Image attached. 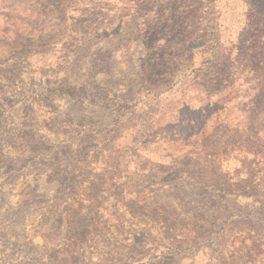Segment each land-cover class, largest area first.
<instances>
[{"label":"trees","instance_id":"trees-1","mask_svg":"<svg viewBox=\"0 0 264 264\" xmlns=\"http://www.w3.org/2000/svg\"><path fill=\"white\" fill-rule=\"evenodd\" d=\"M129 2L0 0V180L19 178V171L34 174L33 187L48 192L63 190L73 171L81 170L82 177L96 170L94 175L123 173L126 157L137 149L121 143L131 136L133 141L124 123L146 108L150 96L176 89L194 72L200 115L192 116V125L175 109L161 126L174 130L172 141L189 158L178 156L157 172L158 188L150 191L158 192L157 199L150 203L121 187L109 194L106 185L113 179L98 183L109 196L89 185L93 195L77 198L89 203L90 215L80 213L69 236L82 233L86 242L97 229L91 231L95 219L105 218L100 231L110 240L107 255L95 262L84 254L85 264H180L195 253L213 258L211 264H222L217 259L225 253L227 264H264L263 241L255 235L264 226L245 229L264 225V199L253 196L261 191L250 182L256 166L264 167V0ZM131 14L138 19L123 30L122 17ZM96 63L108 65L104 82L77 78L81 87L69 88V72ZM233 78L235 104L216 90L224 82L227 89ZM178 103L192 108L190 99ZM204 106L208 113H201ZM234 122L242 124L231 139ZM124 129L130 133L122 135ZM140 131L134 139L142 146L147 130L135 129ZM184 133L188 143L180 139ZM227 155L238 157L245 171L240 180L211 168ZM201 158L210 167L193 165Z\"/></svg>","mask_w":264,"mask_h":264},{"label":"rangeland","instance_id":"rangeland-1","mask_svg":"<svg viewBox=\"0 0 264 264\" xmlns=\"http://www.w3.org/2000/svg\"><path fill=\"white\" fill-rule=\"evenodd\" d=\"M111 1L113 2V6L117 3L120 7L131 4V2L127 4V0H122L121 2L119 0ZM71 5L72 4H66L67 9H69ZM125 12L127 11L124 10L123 13ZM137 19V15L132 14L122 17L123 30L127 31L133 27ZM139 22H141V20ZM122 53L124 55V52ZM20 67L24 68L25 66H21L19 63V69ZM116 67H119V65H116ZM46 68L48 67L46 66ZM107 68L108 65L103 63H96L94 66L87 69L84 65H78L74 71L69 72V88L76 87V89H79L81 87L80 84L75 85L74 83L79 81L77 78H81L85 82L89 79L88 81L90 84H94V82H104ZM16 72L20 73L19 75L22 77L25 74L21 70H16ZM45 73L49 74V72ZM198 77L199 76L193 72L181 79L180 83L176 85V89L167 90V92L160 94L156 99L150 96L146 100V108L140 109V111L135 113L128 122L124 123L126 127L130 125L133 141H131V136L125 140L121 139V143L128 151H132L131 147L134 146H137V149L133 152L136 156L126 157L124 168L121 169L123 173L112 170L110 172L106 171L94 175L95 172L99 171L96 170L92 172V174L82 177L81 170L80 172L73 171L68 179H63L67 184L63 190L57 188L55 190L50 189L51 191L48 192H41L33 187L32 176L34 174L31 175L26 173L27 176H23L21 175L22 172L19 171V178H16L15 175L17 174H12L8 180H0L1 263L85 264L83 263L84 254L88 255L90 259L95 262H99L102 257H105L109 249L110 240L107 236L104 237L100 231L106 221L104 217L95 219L91 226V231L94 230V228L97 229L91 232L86 242L84 241L85 238L82 233L73 237L69 236V227L70 225L75 226L77 224L80 213H85L86 211L84 218L90 215L89 203L82 199L78 201L77 196L79 197L82 192L93 195V192L86 188L89 185H94L97 189H101L103 193L107 191L109 194H113L121 189H127L126 191H132L133 195L137 193L141 197H145L144 199H149L148 203H150V199H154L155 201L157 197L154 195L158 194V192L151 193L150 191L158 188L157 185L159 184L160 177L157 172L165 170L167 166L171 164L170 162L178 156L189 158L183 146L172 141L174 139V130L167 127L161 128V126L165 127V123H169L171 119L170 113L175 109H177V111L174 114L179 115V119L182 120L184 118L183 122L186 121L193 125L192 116L197 117L198 114L200 115V113H195V110L200 107V103L202 102L199 97L196 96L197 94L199 95V93L196 94V88L194 86ZM123 78L126 81L129 79L126 77ZM231 81L232 83L227 89L224 82L220 87L216 86V90H224L225 92H223L226 95V99L224 100L235 104L239 101L235 94V87L238 81H236L235 78ZM13 85L19 88L16 81L13 82ZM197 91L199 90L197 89ZM201 96L203 98L204 94L201 93ZM188 99L191 100L190 108L192 107L193 109L191 108L189 110L188 107L184 105L179 106V101H187ZM203 109L201 113H208L205 106ZM185 115H189L188 118H186ZM199 119H201V117H199ZM241 124L242 123L237 124L236 122L232 124V130H229V138H237L234 129L239 128L238 125ZM257 126L262 127L263 124L258 123ZM139 127H144L147 130V133L145 132L144 134L146 136L142 146L139 145L138 141L141 138L140 136L143 135V132L140 131L139 134L135 133V129ZM129 133L128 130L124 129L122 135H128ZM189 133H184L180 138L184 143H188L186 136ZM137 136L139 139H134V137ZM142 137L144 138V136ZM131 143L133 144L131 145ZM191 162L192 161L188 159L186 160L187 164ZM210 163V161L201 158L193 163V165L204 169L205 167H210ZM213 166L216 168L219 166V170L222 174H226L228 177L235 178L238 176L240 180L243 177L241 175H245V171L243 172L238 162V157H235V155H232V157L229 155L224 156L220 158L216 165H212L211 168H214ZM256 167L254 181L257 185L252 181L250 182L254 188L258 186L262 192L264 190V167L260 164ZM102 179L105 181L113 179L110 184L106 185V188H109L111 193L108 191L109 189L104 191V186L98 184ZM76 184L77 186H75ZM139 185L144 186V188L138 189L137 186ZM74 186L78 192L74 193L71 190ZM253 187L252 190L254 189ZM107 192H105V196L106 194L108 195ZM261 192H254L253 196L259 195L257 200L263 201L264 196H262L263 193ZM98 194H101V192H98L97 195ZM86 198L87 196H85V199ZM94 205L98 206L96 203ZM91 213L92 215L95 214L93 212ZM192 218L193 217H191V219ZM192 222L196 223L197 221ZM192 225L196 226L197 224ZM263 226L264 225L260 224L256 227H251L250 224H247L245 225V229H262ZM250 233L253 232L251 231ZM259 234L255 235L260 236L261 241H263L261 247L264 248V232ZM250 236L251 235H247V237ZM70 239H76V243H70ZM229 254L230 253H225L221 259H217L218 263L227 264L230 260ZM193 256L182 260L180 264H211L212 262L210 261L213 260V258L207 259V257L210 256H206L202 253H195Z\"/></svg>","mask_w":264,"mask_h":264}]
</instances>
